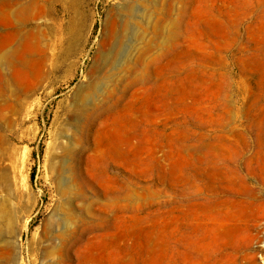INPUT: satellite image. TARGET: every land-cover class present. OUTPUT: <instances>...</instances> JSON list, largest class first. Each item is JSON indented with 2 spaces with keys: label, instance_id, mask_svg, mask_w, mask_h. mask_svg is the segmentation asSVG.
<instances>
[{
  "label": "rangeland",
  "instance_id": "rangeland-1",
  "mask_svg": "<svg viewBox=\"0 0 264 264\" xmlns=\"http://www.w3.org/2000/svg\"><path fill=\"white\" fill-rule=\"evenodd\" d=\"M0 264H264V0H0Z\"/></svg>",
  "mask_w": 264,
  "mask_h": 264
}]
</instances>
